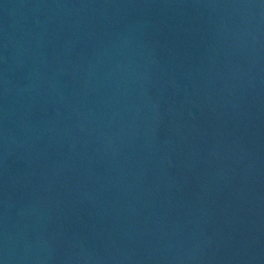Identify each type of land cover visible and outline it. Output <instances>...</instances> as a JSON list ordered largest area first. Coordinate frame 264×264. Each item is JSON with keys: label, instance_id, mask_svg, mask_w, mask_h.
<instances>
[{"label": "water", "instance_id": "1", "mask_svg": "<svg viewBox=\"0 0 264 264\" xmlns=\"http://www.w3.org/2000/svg\"><path fill=\"white\" fill-rule=\"evenodd\" d=\"M0 264H264V0H0Z\"/></svg>", "mask_w": 264, "mask_h": 264}]
</instances>
